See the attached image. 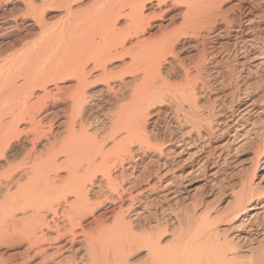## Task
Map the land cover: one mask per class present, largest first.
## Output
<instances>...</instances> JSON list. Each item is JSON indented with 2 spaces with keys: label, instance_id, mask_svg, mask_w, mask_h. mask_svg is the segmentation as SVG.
Here are the masks:
<instances>
[{
  "label": "bare ground",
  "instance_id": "obj_1",
  "mask_svg": "<svg viewBox=\"0 0 264 264\" xmlns=\"http://www.w3.org/2000/svg\"><path fill=\"white\" fill-rule=\"evenodd\" d=\"M227 1L0 0V264H264V189L250 181L220 214L173 211L169 239L167 220L145 216L197 175L216 179L230 147L217 133L247 145L264 114L260 97L201 102L219 42L187 66L178 57L187 35H213L243 67L264 66L260 1L238 0L236 18ZM161 116L172 129L160 133Z\"/></svg>",
  "mask_w": 264,
  "mask_h": 264
},
{
  "label": "rangeland",
  "instance_id": "obj_2",
  "mask_svg": "<svg viewBox=\"0 0 264 264\" xmlns=\"http://www.w3.org/2000/svg\"><path fill=\"white\" fill-rule=\"evenodd\" d=\"M250 1L251 0H244L243 3L241 2L239 5H240V7H244L245 6L244 8H246L249 4H251ZM257 1L258 2L260 1L259 2L260 10L264 9V7H263L264 6V0H257ZM253 2H256V0H254ZM238 3H239L238 0H228L227 2L223 3L224 5L221 6L222 7V11L223 12H227L230 17H233V18L235 17L236 18L238 16V14H237L238 10H236L235 4H238ZM233 4H234V6H233ZM170 5H171L170 2H167L166 8L168 6V9L170 10L172 15L179 16V14H181V12H182L181 8L183 9V7H178V8H180L179 9L180 11H179L177 7L171 8L172 6H170ZM162 7L164 8L165 5H163ZM233 7H235V8H233ZM168 9H167V11H168ZM172 9H173V11H172ZM178 12H180V13H178ZM163 20L161 21V23L164 24L163 26H166L165 22L168 23L169 19H166V20L163 19ZM256 26H260L262 28L261 29L262 31H259L258 35H259L260 38H264V20L262 22H260V23L256 22ZM219 27H220V25H216L215 26V30H217ZM190 36H192V35H187V38H185L186 36L182 37V38H185V39H182L183 41L182 40L180 41L181 42L180 43V47L178 48V52H179L178 53V55H179L178 57L184 62L185 66H187L194 59V57H196L197 54L199 55V51L201 52V49L205 50L206 52L211 51L210 47L213 46L215 42H219L218 47L216 46L215 48L212 49L213 52L219 51V53L217 52L218 55L216 56V59L214 60L213 63H211V62L206 63L207 66L205 68H207V69H205L206 71L204 73L206 81L208 80L206 82L207 84L205 85L206 86V90L203 88L204 90L199 91V97H200V100H201L202 103H204L205 100L208 101L209 100V98H208L209 96H210V98H212V95L218 97L219 100L216 99L218 104H221L222 101H223V103L224 102L231 103L232 100L237 95H242L241 96L242 98H240L241 100H239L238 103L236 102L237 104L234 102L235 108L240 106V105H243V104L249 102V100H252V101L254 100V102H256L257 100L260 101L259 100L260 98H261V100L264 99L263 98L264 97L263 96L264 95V79H263L264 78V66H262L260 68H257V69H254V68H252V65L250 63H246L244 65V67H243L242 64L239 63V62H241L239 60H242L240 55H237V54L235 55V53L233 51V48L231 46L232 42L229 41V40L228 41L224 40V39L222 40L221 37L218 39L216 37H213V35H211L212 36L211 38L210 37L208 39L206 38L205 41H204L203 38H202V35L201 36H197V38L196 37L195 38L194 37H190ZM204 42H205V44H203ZM193 45H194V47H193ZM181 46H182V48H181ZM184 46H187V47H184ZM195 48H197V49H195ZM230 51H231V54H230ZM198 55H197V57H198ZM227 55H229L228 56L229 58L227 57ZM189 57H190V59H189ZM226 58H228L229 60L226 59ZM241 66H242L243 70H239V68L242 69ZM212 67L214 68L213 71H212ZM225 69H227V70H225ZM214 71H219L218 72L219 75L217 73L218 76H215L216 74L213 73ZM207 77L208 78L210 77V78L208 79ZM215 77H216V79H215ZM222 81H224V82H222ZM221 83H223V84H221ZM220 85H222L221 86L222 89H221ZM223 85H224V87H223ZM217 86H219L220 88H217ZM208 87H209V89H208ZM216 89L220 90V91L222 90L221 92L222 93L224 92V94L222 95V93L220 91H217ZM229 90L231 92V93L229 92L230 95L228 93ZM242 92H243V94H242ZM220 93H221L222 96L220 95ZM225 93H227L229 96L227 94H225ZM219 96H220V98H219ZM220 99L221 100L223 99V100L220 101ZM229 103H227L228 106H229ZM261 105L263 106V104L261 102H258V103H256L255 107L256 108H261L262 107ZM167 106L168 105H165V108L163 107V111L168 112V107ZM255 115L256 114H254L253 116H255ZM257 115L255 117H251V118H253V119L255 118L256 119L257 117L259 118V116L262 117V118L264 117V114H262V113H260V114L257 113ZM60 116H58L56 119H62L63 118L62 115H60ZM166 117H167V115H166ZM215 117L218 118L219 116L217 117V115H216ZM165 118H164V116H163V118L161 116L159 118V120H158L160 122L159 124H161V125L163 124L162 127H158V129L160 128L159 131L161 130L163 132V131H165L164 129H166V131H168V128L172 129L171 128V126H172L171 124H165V120H164ZM262 118H259V119H262ZM153 119L156 120L157 118L154 117ZM259 119H256V122L257 121L258 122H257V124L256 123L255 124L258 127L256 125L254 126V128H253L254 133L251 132L252 130L248 132L249 135H248L247 143L249 142L250 146H249V143L248 144L246 143L247 145L243 144L244 146H242L241 144H236L235 145L236 141L231 142V140H229V137L227 135H224L223 137L222 136L220 137V134L217 133L218 135L216 136V139L214 140V142L216 144H220V143L226 142V146H230V147L229 148L226 147L224 149V150L228 149V151H224L223 150L222 151L223 153L222 152L220 153L222 155L219 156V159H218V161H217V163L215 165L216 168L219 169V173H218L219 175L216 177V179H212L211 177L208 178L207 175L206 176H203L202 174H201L202 176L201 175H199V176L197 175L196 176L197 178L196 177L193 178L194 181H193V179H190V181H192V182L189 181L187 186L184 187V185H182L181 187H183V188L179 187V188H181L180 190H182V191L181 192L179 191V193L177 195L178 197L176 196L177 198H174V199L169 200V201H164V202L161 201V203L159 202V204H153V206L149 207V209H148L149 211L148 210L146 211L145 216H147L149 218L150 213L151 214H155L156 213V215L159 214V215H157V217L159 216L158 217L159 220H161V221L167 220V221H165L166 224H167V230H166L167 234L164 237L165 240L169 239L168 237L172 236V234H170V232L171 231L174 232V230L176 229L174 226H176L177 223H176V220H173L172 216H173V214L176 211L181 210L182 209L181 207L187 206L188 208H191V207L194 206L193 204H195V202H197V203H199L198 204L199 208L197 210H199L200 212L207 205V207L212 210L211 211L212 214L213 213L220 214L219 212L224 211L225 210L224 208L227 207V206H225V204L228 205L230 202H232V193L234 191H236V189H238L241 181H250L252 186L255 189L258 187L259 190H257V191H260L261 188L264 189V162H263L264 159L263 158L256 159V157H254L255 143L262 138V135H260V134H262V131H259L258 128L262 130L263 125H262V122L259 121ZM154 120H151V119L148 120V127H149L148 129L149 130H152V131L158 130L157 127L152 126L154 124H152L151 121H154ZM166 120H167V118H166ZM215 120H218V119H215ZM260 122H261V124H259ZM55 125H57V124H55ZM165 126L168 127V128H166ZM161 131H160V133H162ZM256 131H257V133H256ZM229 142H231V143H229ZM237 145H241V146L237 147ZM252 145H253V148H251ZM234 146H236L237 148L234 147ZM247 146H248V148H247ZM241 147H243V148H241ZM223 156H224V158H223ZM252 159H253V161H252ZM257 160H259L258 163H257ZM147 161L148 160H146V162ZM223 161H225V162H223ZM221 162H222V165H221ZM253 166H254V168H253ZM201 177H203V178H201ZM251 179H252V181H251ZM157 194L160 195L161 191L160 192L158 191ZM186 194H187V196H186ZM147 196H149V195L145 194V198ZM197 199L199 201H196ZM161 207H162V209H161ZM207 207H206V209H207ZM212 207H213V209H212ZM170 210L172 212H169ZM173 211H175V212H173ZM147 212L148 213L150 212V213L148 214ZM200 212H198V213H200ZM169 215L171 217H169ZM147 217H145V219H144V217L141 218L142 220L140 219V221L143 222L144 220L147 219ZM221 227L223 228V226H221ZM168 228H171L172 230L171 229L168 230ZM173 232H171V233H173ZM169 235H171V236H169Z\"/></svg>",
  "mask_w": 264,
  "mask_h": 264
}]
</instances>
